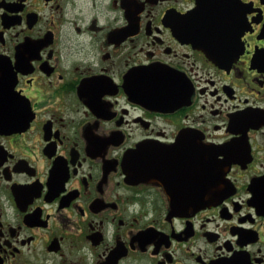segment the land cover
<instances>
[{"label":"flooded vegetation","instance_id":"flooded-vegetation-1","mask_svg":"<svg viewBox=\"0 0 264 264\" xmlns=\"http://www.w3.org/2000/svg\"><path fill=\"white\" fill-rule=\"evenodd\" d=\"M0 264H264V0H0Z\"/></svg>","mask_w":264,"mask_h":264}]
</instances>
